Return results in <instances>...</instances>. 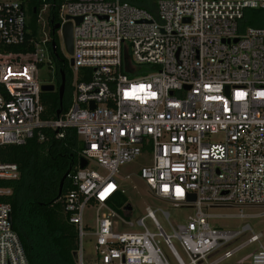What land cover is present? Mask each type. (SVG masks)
Segmentation results:
<instances>
[{
    "label": "built area",
    "instance_id": "built-area-1",
    "mask_svg": "<svg viewBox=\"0 0 264 264\" xmlns=\"http://www.w3.org/2000/svg\"><path fill=\"white\" fill-rule=\"evenodd\" d=\"M155 3V13L122 0L60 5L52 23L59 24L61 40V26L73 23L72 54L61 44L73 61L74 91L64 114L45 119L40 65L50 63L49 4L38 13L42 34L23 59L3 47L24 41L25 9L20 0H0V146L76 131L87 164L80 168L78 162L75 188L61 199L76 230V264H170L163 245L177 264H224L250 243L258 244L255 251L226 264H264L261 232L248 223L235 230L209 222L264 214L247 211L264 209V27L240 29L245 10L264 8V0ZM79 68L91 70L88 80H77ZM211 133L222 138L210 142ZM138 157L146 163L135 174L152 195L194 209L173 224L169 212L157 208L171 233L149 206L134 218L130 203L120 210L111 205L117 193L125 194L120 167ZM91 161L101 171L90 168ZM19 173L15 162L0 160V264H29L12 225V189L2 184ZM216 207L234 212L208 211ZM247 231L251 235L230 248ZM87 236L89 255L83 250Z\"/></svg>",
    "mask_w": 264,
    "mask_h": 264
},
{
    "label": "trees",
    "instance_id": "trees-1",
    "mask_svg": "<svg viewBox=\"0 0 264 264\" xmlns=\"http://www.w3.org/2000/svg\"><path fill=\"white\" fill-rule=\"evenodd\" d=\"M25 9V39L22 43L4 46L3 49L12 56H22L34 50V43L42 34V25L38 22V13L44 3L49 4L46 16V26L49 29L50 41L47 42L50 63L54 66L57 76V86L60 79V69L65 74V90L62 98L61 115L71 104L74 87V73L63 54L62 44L57 30L52 31V20L58 19V9L61 4L73 0H20ZM149 11L156 12L155 0H122ZM245 26L264 27V8L246 9L240 21V29ZM55 41L58 57L52 52L51 42ZM41 67L43 64L40 65ZM91 70L79 68L77 80H88ZM41 99L45 110L42 118L53 119L59 108L57 87L53 91H41ZM50 136L52 133L46 131ZM83 142L72 128L66 129L64 136L38 141L29 139L25 144L0 146V160L15 162L19 167L17 179L2 181V184L12 189L7 201L11 204L13 228L19 234L29 264H76L75 250L76 230L70 224L63 211L62 197L75 188L72 175L77 169L81 157ZM68 173L62 183L61 179ZM127 203L124 193H117L111 205L120 210Z\"/></svg>",
    "mask_w": 264,
    "mask_h": 264
},
{
    "label": "rangeland",
    "instance_id": "rangeland-1",
    "mask_svg": "<svg viewBox=\"0 0 264 264\" xmlns=\"http://www.w3.org/2000/svg\"><path fill=\"white\" fill-rule=\"evenodd\" d=\"M61 41L62 40L60 38V43H62ZM63 54L65 55V57L69 62V56L65 53ZM55 72L56 70L53 65L49 67L47 63L43 64V66L40 68V76H41L42 84H54L56 89V87L58 86L56 84L57 76ZM59 83H60V79H59ZM221 138H222V133H211L207 137V140H209L210 142H217ZM143 159L144 158L142 157H138L134 162L121 166L117 179L123 185V188L125 190V195L127 197V202L130 203L133 207L132 217L135 218L140 215H144L146 213L145 208L149 206L152 210H154V217L156 218V220L162 225V227L165 229L167 233H171L172 230L170 226L168 225L167 221L164 219L162 213L159 210H157V208H161L162 210L168 211L169 219L173 224H178L180 222L185 221L187 216L194 212V209L192 207L177 208L174 207L170 202L156 198L154 195H152V193L148 190L147 186L145 185L144 181L139 177H137V175L135 174V171L138 170L140 166H142L144 163H146ZM89 167L97 171H101V168L97 166L93 161L90 162ZM127 174L130 175L129 178H125ZM208 211L212 213L234 212V210L232 209L220 208V207L211 208ZM247 211L250 213H258V212L262 213L264 212V209L250 208ZM92 212L93 210H88L86 212L85 218L90 219ZM88 221L92 224L90 220ZM145 222L148 225V227L154 229V225L149 218H146ZM209 222L214 225L229 227L235 230L240 229L244 223H248L254 232L262 233L263 236L260 239V243L264 245V214L259 216H250L242 220L230 219L226 217L211 218L209 219ZM250 235L251 232L247 231L245 234L241 236L240 239L235 241L230 248L246 240ZM90 239H91L90 236H87L84 239L83 250L85 255H89L93 248ZM174 244L176 245V247H178L176 240H174ZM257 247H258L257 243L248 244L241 252H239L231 259L227 260L224 264L235 261L239 257L242 258L243 256H245V254L255 251ZM163 251L170 264H177L176 260L174 259L170 251L164 245H163Z\"/></svg>",
    "mask_w": 264,
    "mask_h": 264
},
{
    "label": "water",
    "instance_id": "water-1",
    "mask_svg": "<svg viewBox=\"0 0 264 264\" xmlns=\"http://www.w3.org/2000/svg\"><path fill=\"white\" fill-rule=\"evenodd\" d=\"M69 18V17H68ZM75 23H79L81 20L80 16L74 17ZM59 28V24L58 23H54L52 26V31L54 32L55 30H57ZM72 28H73V23L71 20H68L67 22H65L62 26V42H63V46H64V50L68 55H71L73 52V41H72ZM236 40V39H235ZM51 46H52V52L53 54L58 57L57 55V51H56V43L55 41L52 40L51 42ZM69 64L72 65L73 61L72 59H70ZM227 89V88H226ZM55 90V85L54 84H42L41 85V91H53ZM64 90H65V74L64 72L60 69V83L57 87V91H58V95H59V108L56 111V114L59 115L61 113L62 110V98H63V94H64ZM93 107V103H91ZM87 164V160L85 158H80L79 159V167L80 168H84ZM68 175V173L65 174V176L61 179L60 185H59V194L61 192V188H62V183L65 179V177ZM192 199H194V196H192ZM126 208H130V205L127 204Z\"/></svg>",
    "mask_w": 264,
    "mask_h": 264
},
{
    "label": "flooded vegetation",
    "instance_id": "flooded-vegetation-1",
    "mask_svg": "<svg viewBox=\"0 0 264 264\" xmlns=\"http://www.w3.org/2000/svg\"><path fill=\"white\" fill-rule=\"evenodd\" d=\"M55 31H56V30H55ZM55 31H54V32H55Z\"/></svg>",
    "mask_w": 264,
    "mask_h": 264
}]
</instances>
